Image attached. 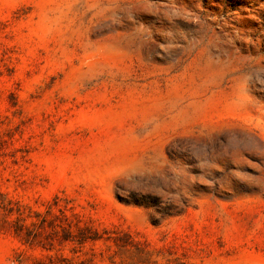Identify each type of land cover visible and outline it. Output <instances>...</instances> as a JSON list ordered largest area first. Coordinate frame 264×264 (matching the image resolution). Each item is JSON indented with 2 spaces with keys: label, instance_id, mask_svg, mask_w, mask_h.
<instances>
[{
  "label": "rangeland",
  "instance_id": "374dc122",
  "mask_svg": "<svg viewBox=\"0 0 264 264\" xmlns=\"http://www.w3.org/2000/svg\"><path fill=\"white\" fill-rule=\"evenodd\" d=\"M0 264H264V0H0Z\"/></svg>",
  "mask_w": 264,
  "mask_h": 264
}]
</instances>
